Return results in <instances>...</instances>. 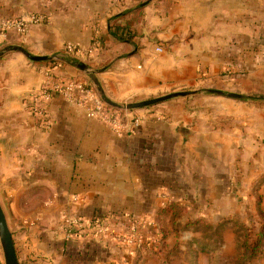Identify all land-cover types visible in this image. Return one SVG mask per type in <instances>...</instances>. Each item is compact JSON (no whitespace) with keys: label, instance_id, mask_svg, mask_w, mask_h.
Listing matches in <instances>:
<instances>
[{"label":"crops","instance_id":"1","mask_svg":"<svg viewBox=\"0 0 264 264\" xmlns=\"http://www.w3.org/2000/svg\"><path fill=\"white\" fill-rule=\"evenodd\" d=\"M31 15L43 19L7 32L0 49L64 57L66 42L96 44L82 62L116 103L198 92L131 109L140 125L117 134L51 91L39 97L43 126L30 94L50 79H91L62 60L0 57V205L19 264H105L117 248L129 259L95 223L65 234L64 213L151 240L155 221L181 207L251 203L264 175V0H0V17Z\"/></svg>","mask_w":264,"mask_h":264},{"label":"rangeland","instance_id":"2","mask_svg":"<svg viewBox=\"0 0 264 264\" xmlns=\"http://www.w3.org/2000/svg\"><path fill=\"white\" fill-rule=\"evenodd\" d=\"M263 183L264 175L255 180L249 193L251 203L248 196H234L235 205L220 200L217 206L202 207L201 215H196L199 212L191 214L187 207H181L175 214L166 215L168 218L165 216L163 222L155 221V236L137 252H134V244L105 237L104 241L112 246L127 247L132 254L125 259L127 252L119 253L117 248L116 254L113 250L106 251L103 260L105 264H264V236L257 242L264 223V197L259 191ZM106 226L114 235L124 234L110 224ZM161 237H165L163 243H160ZM255 243L258 245L254 250ZM44 264H51V259Z\"/></svg>","mask_w":264,"mask_h":264},{"label":"built area","instance_id":"3","mask_svg":"<svg viewBox=\"0 0 264 264\" xmlns=\"http://www.w3.org/2000/svg\"><path fill=\"white\" fill-rule=\"evenodd\" d=\"M42 19L41 16L36 15H31L28 18L0 17V37L5 36L7 32L13 30L22 33L26 31L29 22H38ZM63 49L64 57L70 59V61H82L93 54L96 44L83 47L75 43L66 42ZM156 50L161 51V47H156ZM50 80L39 87L38 91L30 94L26 100L28 110L38 117L43 126H47L48 124L47 109L44 104L39 102V97H42V99L43 97H48L51 91L59 92L65 99L79 106L86 117L106 124L117 134L134 133L142 121V116L130 110H121L106 104L93 84L90 85L83 80L73 78L64 82H60L57 79ZM61 219V227L68 236L75 228L81 229L86 225L91 227L95 223L94 230L96 234L110 236L112 240L119 243L125 242L128 245H136L147 239V237L144 239L141 237L142 240L134 233L114 235L108 231L106 224L97 221H85L80 217L67 215V213H64Z\"/></svg>","mask_w":264,"mask_h":264},{"label":"water","instance_id":"4","mask_svg":"<svg viewBox=\"0 0 264 264\" xmlns=\"http://www.w3.org/2000/svg\"><path fill=\"white\" fill-rule=\"evenodd\" d=\"M9 51L20 52L25 57L33 61H51L53 59L63 61V57L59 55H52V56L32 55L28 53L23 47L17 46V45L7 46V47L0 49V57H2L5 53ZM72 65L80 69L83 73H85L91 79L94 87L96 88V90L98 91V93L100 94V96L102 97V99L105 101L106 104L114 108L121 109V110H131V109H136V108H142V107L160 103L162 101H166L174 97L188 96V95H192L198 92L197 90L176 91V92L167 93L161 96H157V97H153V98H149L145 100L133 101V102H127V103H116V102L111 101L105 96L104 91L102 90L96 77L94 76L95 71L90 69L85 62L75 61ZM201 92L212 93L215 95H220V96H225V97H230V98H237V99L246 97V95H243L240 93L224 92L218 89H204ZM0 246L3 252L4 264H19L14 241L11 235V231L7 224L6 217H5V214H4V211L1 205H0Z\"/></svg>","mask_w":264,"mask_h":264},{"label":"trees","instance_id":"5","mask_svg":"<svg viewBox=\"0 0 264 264\" xmlns=\"http://www.w3.org/2000/svg\"><path fill=\"white\" fill-rule=\"evenodd\" d=\"M63 61L64 62H66V63H69V64H73L75 61H70V59H68V58H66V57H63ZM53 63H57V60H53L52 61ZM52 62H50V63H52ZM59 62V61H58ZM49 75L50 76H54L52 73H49ZM88 84H90V85H92V82H90V81H88ZM45 191H44V189H37V193L36 194H42V193H44ZM257 203H258V207H259V211L261 210L260 209V196L258 195L257 196ZM156 222H161V220H157ZM158 228H161V227H158ZM264 236V223L262 224V227L260 228V231L258 232V239H257V242H259L261 239H262V237ZM146 238V237H145ZM164 238L165 237H161L160 238V243H163V240H164ZM149 242H150V239H146V240H144L143 242H140V243H137L135 246H134V252L136 251H138L139 249H140V247H142L143 245H145V244H149ZM257 243H255L254 245H253V247H254V250L256 249V247H257ZM251 250H252V248H251ZM134 256V255H133ZM110 264H113V263H110Z\"/></svg>","mask_w":264,"mask_h":264}]
</instances>
